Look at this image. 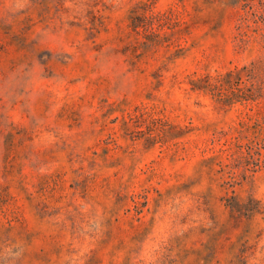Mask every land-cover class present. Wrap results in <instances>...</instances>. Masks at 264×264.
I'll use <instances>...</instances> for the list:
<instances>
[{
    "label": "rangeland",
    "instance_id": "374dc122",
    "mask_svg": "<svg viewBox=\"0 0 264 264\" xmlns=\"http://www.w3.org/2000/svg\"><path fill=\"white\" fill-rule=\"evenodd\" d=\"M0 264H264V0H0Z\"/></svg>",
    "mask_w": 264,
    "mask_h": 264
},
{
    "label": "trees",
    "instance_id": "16d2710c",
    "mask_svg": "<svg viewBox=\"0 0 264 264\" xmlns=\"http://www.w3.org/2000/svg\"><path fill=\"white\" fill-rule=\"evenodd\" d=\"M261 163V160L260 159H258V162H257V164L259 165Z\"/></svg>",
    "mask_w": 264,
    "mask_h": 264
}]
</instances>
